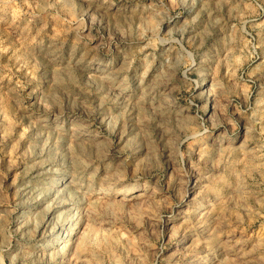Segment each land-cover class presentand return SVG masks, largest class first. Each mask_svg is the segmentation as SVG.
<instances>
[{"label":"rangeland","instance_id":"obj_1","mask_svg":"<svg viewBox=\"0 0 264 264\" xmlns=\"http://www.w3.org/2000/svg\"><path fill=\"white\" fill-rule=\"evenodd\" d=\"M0 264H264V0H0Z\"/></svg>","mask_w":264,"mask_h":264},{"label":"bare ground","instance_id":"obj_2","mask_svg":"<svg viewBox=\"0 0 264 264\" xmlns=\"http://www.w3.org/2000/svg\"><path fill=\"white\" fill-rule=\"evenodd\" d=\"M67 234V233H64V235Z\"/></svg>","mask_w":264,"mask_h":264}]
</instances>
